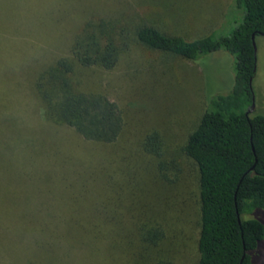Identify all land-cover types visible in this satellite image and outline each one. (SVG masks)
I'll list each match as a JSON object with an SVG mask.
<instances>
[{
    "label": "rangeland",
    "instance_id": "1",
    "mask_svg": "<svg viewBox=\"0 0 264 264\" xmlns=\"http://www.w3.org/2000/svg\"><path fill=\"white\" fill-rule=\"evenodd\" d=\"M231 3L0 0V264H197V168L182 149L207 98L230 91L233 57L218 51L192 63L145 49L130 33L112 70L80 71L83 89L122 111L111 144L47 124L30 83L41 66L68 56L85 18L194 40L221 28ZM256 46L253 110L264 115L263 37ZM154 133L158 156L142 147Z\"/></svg>",
    "mask_w": 264,
    "mask_h": 264
},
{
    "label": "trees",
    "instance_id": "2",
    "mask_svg": "<svg viewBox=\"0 0 264 264\" xmlns=\"http://www.w3.org/2000/svg\"><path fill=\"white\" fill-rule=\"evenodd\" d=\"M230 6L233 28L229 12L221 28L194 40L153 25L85 18L68 56L41 66L30 89L47 124L69 127L88 142L111 144L122 131V111L106 94L82 88V69L112 70L129 46L130 33L145 49L192 63L214 52L229 53L234 60L230 91L207 98L182 149L197 168V264H264V115L248 112L255 102L253 41L264 38V0H232ZM142 147L158 156L157 134H148Z\"/></svg>",
    "mask_w": 264,
    "mask_h": 264
},
{
    "label": "water",
    "instance_id": "3",
    "mask_svg": "<svg viewBox=\"0 0 264 264\" xmlns=\"http://www.w3.org/2000/svg\"><path fill=\"white\" fill-rule=\"evenodd\" d=\"M253 48H254V52L256 53L257 51V47H256V43L255 41H253ZM254 102L252 103V105L250 106V109L248 110V112H251L254 109Z\"/></svg>",
    "mask_w": 264,
    "mask_h": 264
}]
</instances>
